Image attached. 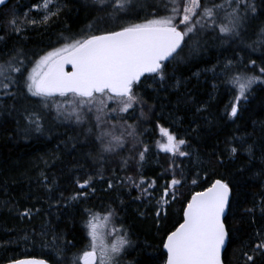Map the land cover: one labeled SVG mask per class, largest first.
I'll use <instances>...</instances> for the list:
<instances>
[{"label":"snow or ice","instance_id":"snow-or-ice-1","mask_svg":"<svg viewBox=\"0 0 264 264\" xmlns=\"http://www.w3.org/2000/svg\"><path fill=\"white\" fill-rule=\"evenodd\" d=\"M6 4L7 0H0V5ZM91 5L112 20L125 22L116 30H106L100 34L82 32L66 37L60 47L44 52L35 60L22 49H13L0 61V94L20 104L19 108L13 106L20 117L16 120L20 133L25 137H31L33 133L43 135L42 113L54 111L56 119L82 128L80 135L83 139L69 137L61 141L68 154L89 148L85 155L101 163V168L94 173H85L84 179L73 177L76 191L71 195L65 197L64 192L60 191L56 204H63V207L87 199L89 192H95L96 180H104L101 169L106 154L123 149L128 137L134 141L129 151H136L139 161L144 160L149 148L147 145L142 150L137 148L142 141L137 139L139 134L136 127L126 121L122 124L119 122L123 119L119 113H127L134 106H140L141 116L145 115L147 101L136 91L143 80L154 79L160 88H165L171 79L174 83L170 86L179 91L185 81L175 77V70L170 74L168 64L177 60L185 47L190 56L199 55L202 45L198 36L201 32L215 33V38L222 43L237 45L238 52L246 49L251 53L257 51L256 42L247 43L250 31L258 32L264 38V20H261L264 0H164L163 3L161 0H91ZM161 8L163 14L160 13ZM31 10L42 11L39 21L30 19L28 12L23 14V19L14 12L9 13L4 25L5 34L19 37L29 25H47L50 20L59 17L63 8L54 0H41L39 4H33ZM257 21L260 23L257 24ZM91 29L92 25H89ZM3 40L4 36H0V41ZM260 47L264 48V44ZM26 62L31 64L30 69L26 67ZM239 63L243 65V70L234 71L232 59L226 60L223 65L225 74L229 76L228 83L236 93L228 106L230 110L225 112L226 118L233 122L240 118L242 102L248 101L254 87L264 85V52L256 58L249 56L247 61L240 57ZM69 65L70 70H66ZM205 71L215 73L216 66ZM193 75L198 78L200 73ZM148 87L153 85L149 84ZM153 90L159 92L158 88ZM29 98H36L39 108L30 107ZM177 102H180L179 99ZM204 110L202 107L196 108L197 112ZM149 111H152L151 107ZM8 114L11 115V111ZM21 119L24 121L22 126ZM155 127L161 137L157 141L159 150L172 157L171 166L166 169V172H171L172 178L165 184L155 209L159 219L162 214H167L165 205H170L169 196L175 200V189L183 186L182 181L188 179L183 168L179 172L181 178H176V169L180 167L176 164V158L190 157L191 153L183 150L188 145L186 139L178 138L159 123ZM192 131L198 132V129L193 128ZM250 135L233 136L225 141L224 149L217 155L220 166L235 161L241 154L247 157V164L238 165L234 171L228 172L227 179L224 175L211 179L207 175L201 176L200 172L192 175L191 184L202 187V190L191 194L183 208L182 222L169 231L162 241L166 252L164 264H224L223 253L232 243L236 232L229 227V219L237 207L240 179L257 160V144L255 141L248 143L247 137ZM57 159L59 157L53 158V165ZM258 159L264 165V146H260ZM122 163L126 168L129 161L125 159ZM43 164L49 167V161L43 160ZM256 175L264 177V167ZM38 181L49 194L59 187L57 177H49L45 171H40ZM106 183L108 189L115 187L112 179ZM121 183L135 188L140 195L134 199L141 200L151 198L149 189L155 187L156 181L126 176ZM261 187L264 188V183ZM169 189H173L171 194ZM40 211L33 205L18 210L16 215L21 220L31 221ZM83 211L86 219L82 225L88 243L80 252L73 254L71 264H121L128 249L133 247V241L128 230L119 223L117 210L109 206L103 215L89 208ZM244 211L252 218V224L256 223L257 212L264 220V196ZM101 228L105 229L103 233ZM33 231L35 233V229ZM38 235L42 245L51 249L52 260L11 259L9 264H66L64 253L69 247H75L73 241L67 239V234L58 232L50 222H46L41 225ZM49 235L51 240L46 239ZM28 238L24 237L25 240ZM247 246L253 254L243 253L244 264H255L257 256H264V229H256Z\"/></svg>","mask_w":264,"mask_h":264},{"label":"trees","instance_id":"trees-1","mask_svg":"<svg viewBox=\"0 0 264 264\" xmlns=\"http://www.w3.org/2000/svg\"><path fill=\"white\" fill-rule=\"evenodd\" d=\"M40 2L41 0H10L2 7L0 36H4V40L0 41V61L13 49H22L35 60L44 52L60 47L66 37L82 32L100 34L106 31L92 25L97 13H92L94 6L91 5V0H54L55 4L63 8L59 17L50 20L47 25L27 26L19 37L5 34L4 25L9 13L14 12L23 19V14L28 12L30 19L39 21L42 14L31 9L33 4ZM160 13L163 14L162 8ZM261 20H264V16ZM124 22L120 21L118 26H112L108 30H116ZM256 23L259 24L260 21ZM89 25H92L91 30ZM248 37L247 43L256 42L255 53L247 49L238 52L237 45L222 43L210 31L199 33L202 45L199 55L190 56L185 47L177 60L168 64L169 73L175 70V77L185 81L179 91L170 86L174 83L171 79L168 87L160 88L154 79L142 78L143 83L136 91L147 101L144 106L145 115L141 116L140 106H134L121 116L123 119L120 123L126 121L136 127L139 134L137 139L142 141L137 148L142 150L144 145L149 148L144 160L139 161L136 151H129L134 141L128 137V143L123 149L114 154H106L101 169L104 180H96L95 192H89L87 199L73 202L68 207H63V204L57 206L60 191L64 192L65 197L71 195L76 191L72 183L73 177L84 179L85 173H94L101 168V163L85 155L89 148L68 154L61 141L68 140L69 137L82 139L81 131L73 127V124L56 119L54 111L42 113L45 129L43 135L33 133L31 137L23 136L16 124V120L20 119L19 114L13 108H19L20 104L0 94V264L21 258L51 261L52 251L42 245L38 235L41 225L46 222H50L58 232H65L67 239L75 244V247H69L64 253L66 264H71L73 254L80 252L88 243L86 230L82 225V221L86 219L83 210L89 208L103 215L109 206L117 210L119 223L128 230L133 241V247L128 249L121 264H164L166 254L162 250V241L182 221L183 208L191 194L202 190V187L191 184L192 175L200 172L201 176L207 175L211 179L220 178L221 175L227 179L228 172L234 171L238 165L247 164V157L241 154L235 161L220 166L217 164V155L224 149L225 141L233 136H245L249 133L252 135L247 137L248 143L255 141L257 144V160L240 179L237 207L229 219V227L236 230L235 237L223 253L224 264H244L243 253L253 254L247 245L253 239L254 231L264 229V220L260 218L259 212L255 217L256 223L252 224V218L244 211L264 196V188L261 187L264 177L256 175L264 167L258 159L260 146H264V85L255 86L248 101L242 102L239 119L235 122L228 120L225 112L230 110L228 106L236 93L228 83L229 76L225 74L223 65L226 60L232 59L233 70H243V65L239 63L240 57L247 61L249 56L256 58L264 52V48L260 47L264 44V38L258 32L250 31ZM214 65L215 73L205 71ZM26 67L30 69L31 64L26 62ZM195 72L200 73L198 78L193 75ZM149 84L153 87H148ZM154 88H158L159 92L154 91ZM29 99L30 107L39 108L36 98ZM149 107L152 111H149ZM197 107L205 110L197 112ZM9 111L11 115L8 114ZM156 123L169 128L178 138L186 139L188 145L183 150L191 153L190 157L176 158V164L180 166L176 169V178H181L179 172L183 168L188 179L182 181L183 186L175 189V200H171L169 196L170 205H165L167 214H162L159 219L155 215V209L165 184L172 178L171 172H166L171 166L172 157L158 149L157 141L160 136ZM23 124L21 119V126ZM193 128H197L198 132H193ZM54 157L59 159L53 165ZM125 159L129 161L126 168L122 163ZM43 160L49 161V167H45ZM40 171H45L49 177H57L59 187L53 193H46L39 183ZM126 176H133L137 180L141 177L145 181L155 180V187L149 189L151 198L134 199L140 193L121 183ZM108 179H112L114 188L108 189ZM172 191L173 189H169L170 194ZM33 205L41 211L31 221L18 218V210ZM109 225L111 226L110 223ZM25 236L29 238L25 240ZM46 239L51 240V235ZM255 264H264V256H257Z\"/></svg>","mask_w":264,"mask_h":264},{"label":"rangeland","instance_id":"rangeland-1","mask_svg":"<svg viewBox=\"0 0 264 264\" xmlns=\"http://www.w3.org/2000/svg\"><path fill=\"white\" fill-rule=\"evenodd\" d=\"M164 2V0H161ZM151 2V0H150ZM35 12H37L38 14H42V11L39 10H35ZM97 13L95 21L92 23L93 27H97L100 30H108L109 28H111L112 26H118V24L120 23V21H116V20H112L110 18H108L106 16V14L104 12L98 11L95 7L93 8V12L92 13ZM101 17H103V19H101ZM100 32V31H99ZM125 113H119V117H121L122 115H124ZM115 122V121H113ZM120 122V121H119ZM73 127H75L78 131H82L81 126H76L73 125ZM83 139V137H82ZM161 139V137L159 138V140ZM159 149V148H158ZM101 224H103V222H100ZM108 227L110 228L111 226L108 225ZM101 233H103L105 231V229L101 228Z\"/></svg>","mask_w":264,"mask_h":264},{"label":"water","instance_id":"water-1","mask_svg":"<svg viewBox=\"0 0 264 264\" xmlns=\"http://www.w3.org/2000/svg\"><path fill=\"white\" fill-rule=\"evenodd\" d=\"M9 1L10 0H7V4L9 3ZM6 4V5H7ZM5 5H0V11H1V9H2V7H4ZM1 29V28H0ZM66 70H70V65L69 66H66ZM191 197V196H190ZM190 199V198H189ZM182 215H183V212H182ZM182 222V221H181ZM166 238V237H165ZM162 250H163V252L166 254V252H165V250L163 249V245H162ZM21 259H25V258H21ZM37 259H41V258H37ZM6 264H9V262L8 263H6Z\"/></svg>","mask_w":264,"mask_h":264},{"label":"bare ground","instance_id":"bare-ground-1","mask_svg":"<svg viewBox=\"0 0 264 264\" xmlns=\"http://www.w3.org/2000/svg\"><path fill=\"white\" fill-rule=\"evenodd\" d=\"M165 239V238H164Z\"/></svg>","mask_w":264,"mask_h":264}]
</instances>
